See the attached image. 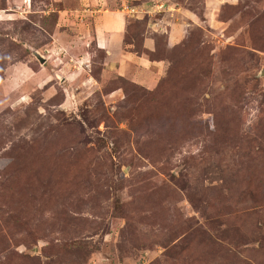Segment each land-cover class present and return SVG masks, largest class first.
<instances>
[{"label": "rangeland", "instance_id": "1", "mask_svg": "<svg viewBox=\"0 0 264 264\" xmlns=\"http://www.w3.org/2000/svg\"><path fill=\"white\" fill-rule=\"evenodd\" d=\"M125 1L0 0V264H264V0Z\"/></svg>", "mask_w": 264, "mask_h": 264}, {"label": "crops", "instance_id": "2", "mask_svg": "<svg viewBox=\"0 0 264 264\" xmlns=\"http://www.w3.org/2000/svg\"><path fill=\"white\" fill-rule=\"evenodd\" d=\"M84 4H89V6L94 7L98 10V14L96 13L95 16L93 17V22L91 23L92 29L95 39L94 43L96 44L95 46L100 49L104 50L107 54L108 57L106 59L108 65L111 62H115L119 64V68L122 67V61L123 58H128V59H136V55H132L130 52L125 50V46H123V37H124V32L125 28L127 26V20H128V15L124 13V10L119 6V1L121 2V5L124 4L123 2L125 0H115L114 4H118L113 6L112 3H110V0H82ZM126 2V1H125ZM105 5V6H104ZM99 7V8H98ZM58 12L63 15L67 14L69 16V22H74V18L72 17V10L67 9V8H61L58 10ZM58 13V14H59ZM70 13V14H69ZM83 25L85 24L84 21H82ZM80 25V23L78 24ZM74 30L76 27H72ZM71 29V28H68ZM170 30L168 31V36L170 38H175L173 37L174 30L169 28ZM67 29L65 28V31ZM89 30V29H88ZM176 31V30H175ZM147 34L143 40V44L145 48H149V46L152 45L151 43V38ZM171 35V36H170ZM173 42L175 39H172ZM85 57V56H84ZM140 59V57H139ZM137 58L136 60L139 61ZM142 62V60H141Z\"/></svg>", "mask_w": 264, "mask_h": 264}, {"label": "water", "instance_id": "3", "mask_svg": "<svg viewBox=\"0 0 264 264\" xmlns=\"http://www.w3.org/2000/svg\"><path fill=\"white\" fill-rule=\"evenodd\" d=\"M32 54L37 58V59H39V61L41 62V63H43V62H45V60H46V57L45 56H43L39 51H37L36 49H32Z\"/></svg>", "mask_w": 264, "mask_h": 264}, {"label": "built area", "instance_id": "4", "mask_svg": "<svg viewBox=\"0 0 264 264\" xmlns=\"http://www.w3.org/2000/svg\"><path fill=\"white\" fill-rule=\"evenodd\" d=\"M135 12V9L133 7H130V12Z\"/></svg>", "mask_w": 264, "mask_h": 264}]
</instances>
